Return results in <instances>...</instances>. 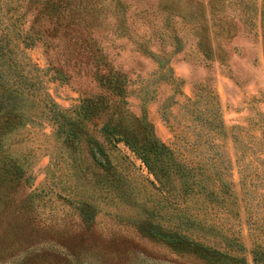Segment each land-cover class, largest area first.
<instances>
[{"label": "rangeland", "instance_id": "374dc122", "mask_svg": "<svg viewBox=\"0 0 264 264\" xmlns=\"http://www.w3.org/2000/svg\"><path fill=\"white\" fill-rule=\"evenodd\" d=\"M208 1L89 0L92 7L100 10L99 23L93 24L89 33L96 51L95 45H71L63 34L54 39L57 45L52 49L44 50L36 43L26 52L39 66H45L47 58L61 64L65 78H49L45 86L66 113H72L80 98L102 91L91 72L92 53L102 52L108 64L122 70L131 80L125 107L135 115L141 113L136 93L140 85L147 84L153 98L146 102L145 113L155 135L183 155L186 140L208 138L201 129L198 109L203 108L207 95L214 93L223 122L222 132L214 140L222 144L220 150L231 164L229 174L236 180L233 159L240 150L235 152L231 135L235 139L242 137L253 146L263 120L258 114L264 113V21L260 25L257 15L255 24L248 28L241 23L238 11L226 7L224 18L232 19L233 34L226 37L218 33L209 20L203 31L201 14L209 16ZM171 30L177 33V50L169 44L167 35H162L167 41L160 42L158 38V33ZM142 48L165 56L164 66L159 67L143 54ZM169 74L180 79L181 93L173 95L177 103L171 105L169 119L165 121L159 106L172 93V86L160 77ZM109 102L111 110L112 101ZM87 125L94 129L95 120ZM6 146L20 161L23 172L0 183V264H209L190 252L172 248L167 234H149L139 227L140 220L146 218L164 227L166 210L159 207L163 203H154L157 190L148 180L151 176L125 147L120 145L133 164L127 160L116 162L120 189L111 187L106 191L95 186L91 164L84 172H74V161L86 160L83 149L80 154L71 151L45 121L27 124L11 133ZM261 158V153L248 151L242 160L248 166L260 168ZM98 172L102 174L101 170ZM109 197L113 199L109 201ZM81 198L91 202L84 203L91 214L89 220L79 214L77 201ZM143 199L147 203H140ZM261 199L255 195L249 203H235L232 212L236 213L229 217L244 245L237 253L246 264H251L249 248L254 235L264 243V233L250 224L253 221L264 225Z\"/></svg>", "mask_w": 264, "mask_h": 264}, {"label": "trees", "instance_id": "16d2710c", "mask_svg": "<svg viewBox=\"0 0 264 264\" xmlns=\"http://www.w3.org/2000/svg\"><path fill=\"white\" fill-rule=\"evenodd\" d=\"M226 7L238 11L241 23L248 28L255 24L257 15L260 25L263 24L264 0L258 3L255 0H209V16L206 18L201 14V29H206L209 20L218 33L230 37L235 25L231 18H224ZM99 12L89 0H0V183L15 179L23 172L20 161L7 149L8 135L27 124L38 125L45 121L71 151L80 154L83 149L88 162L82 159L74 161V172H84L91 164L95 186L106 191L111 187L120 189L119 165L116 162L120 164L127 160L133 164L129 154L139 161L151 176L149 182L157 190L154 203H163L159 207L166 210L167 223L164 227L147 218L140 220L138 225L145 232L167 234L172 248L190 252L209 264H246L237 253L244 249V245L229 217L236 213L232 212L235 203H249L255 195L262 197L260 202L264 201V113L258 114L263 120H260L259 138L253 139V146L242 137L235 139L231 135L235 152L237 148L240 150L238 156L234 153L237 173L234 180L228 171L231 164L220 150L222 144L214 140L223 127L214 93L207 95L203 108L198 109L201 129L206 131L208 138L202 141L186 140L184 155L155 135L145 113L146 102L153 98L147 84L140 85L136 93L141 113L135 115L125 107L129 93L127 86L131 80L122 70L108 64L102 52L92 53L91 71L102 91L80 98L71 109L72 113L64 112L50 97L45 86L49 78H65L61 64L47 58L46 65L39 66L31 60L26 50L36 43L44 50L52 49L57 45L54 39H59L58 36L62 38L63 34L71 45H95L89 33L91 26L99 23ZM164 34L170 38L168 42L174 50L179 49L177 33L172 30L158 33L160 42L167 41L162 37ZM261 42L264 46V29ZM94 49L96 51V45ZM142 52L159 67L166 63V57L157 52L146 48H142ZM204 54L208 56V53ZM166 68L171 71L170 67ZM160 78L172 86V93L159 106L160 116L168 121L170 107L177 103L173 95L181 93L178 88L180 79L171 74ZM109 101H112L111 110ZM93 119L96 126L90 129L87 124ZM120 145L129 154L124 153ZM114 151L120 154H114ZM248 151L262 154L260 168L257 165L248 166L247 161L242 160ZM113 159L116 161L113 162ZM112 199L109 197V201ZM77 203L79 214L89 220L91 214L84 203L91 202L81 198ZM140 203L147 202L143 199ZM187 203H201V206L194 208ZM154 215L162 216L163 213ZM250 224L258 232L264 233L261 223L254 224L252 221ZM251 244V264H264V243L258 235H254Z\"/></svg>", "mask_w": 264, "mask_h": 264}]
</instances>
